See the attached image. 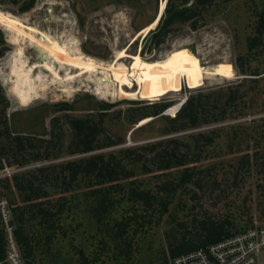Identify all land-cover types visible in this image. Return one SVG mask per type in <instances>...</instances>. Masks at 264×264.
Listing matches in <instances>:
<instances>
[{
    "label": "rangeland",
    "instance_id": "374dc122",
    "mask_svg": "<svg viewBox=\"0 0 264 264\" xmlns=\"http://www.w3.org/2000/svg\"><path fill=\"white\" fill-rule=\"evenodd\" d=\"M162 1L36 0L35 6L27 12L20 10L23 0L18 4L10 0L0 3L3 11L20 16L27 24L39 27L44 32L55 34L53 36L61 41L65 39L69 44L73 42L81 46L84 53L97 57L100 61H112L116 53L126 47L130 53H139L147 60L187 48L199 57L205 67L232 74L228 79H208L204 86L196 89L184 85L176 94L151 100L120 97L103 99L93 92L95 85L81 86L78 82L69 84V88L75 91L66 94L62 91L64 86L53 84L46 92L42 91V97L23 107L10 92L11 83L1 80L0 89L9 102L6 117L11 134L22 133L49 139L55 133L57 141L48 150L52 158L47 160L33 161L36 150L28 148L24 158L31 162L24 166L17 165L11 153H2L0 150V159H3L5 167L21 168L12 174V179L8 178L3 183L14 207L28 203L24 202V195L15 185V175H29L37 168L91 154L71 153L72 129L69 120L72 117L97 118L101 111H107L104 120L106 134L101 137L102 141L107 137L113 141L123 140L120 144L92 153L119 151L170 136L184 138L180 143L183 153L187 148L185 143L191 142L189 134L219 130V137L214 143H208L207 137L200 138L199 147H192L187 157L195 161L193 165L197 167V177L200 178L202 187L195 183L183 184L170 197L168 209L161 218H158L161 207L158 205L149 212L154 217L153 223L134 225L129 254L126 244L114 236L112 223L96 222L89 206L92 202L91 195L88 194L89 188L80 185L72 191L64 192L65 186L60 180L55 181L51 177L42 182L44 189L49 191V196L43 200L50 199L51 204H56L57 201L65 203V208L61 214H56L53 228L44 226L39 217L27 213L26 225L35 236V249L33 256L25 259L26 264L28 261L30 264H83L81 253L90 264H160L165 258H169L170 243L185 235H197L200 231L198 223L205 218L228 219L231 222V232L264 223V77L259 82L247 81L243 84L241 88L245 90L244 98L239 100L236 107L229 108V118L222 122L164 133L172 127L165 116H150V121L141 125L142 127L139 125L140 121H137L145 105L149 103L162 100L174 105L200 91L227 87L239 83L244 77H252L240 72L236 60L239 56L247 55V38L255 33L260 16L264 14V0H220L204 11L206 23L198 29L194 30L190 21L174 22L165 34L148 32L138 36L142 28L156 18ZM165 1L167 4L168 0ZM193 1L190 0L189 4ZM0 50H3V55L0 56V77L7 79L10 78V64L17 46L9 41L7 32L1 26ZM25 54L29 63L45 61L44 53L37 46L27 44ZM131 62L132 59L127 60L128 64ZM245 66L250 70L262 71L264 76V54L248 60ZM39 73L48 81L53 80L51 72L38 68L36 74ZM104 101L110 105L104 106ZM61 102L72 103L74 108L59 110L57 104ZM106 108L108 109L104 110ZM241 111H244L245 116H238ZM165 115L173 116L171 113ZM3 127L1 125L0 129ZM132 129L134 132L129 136ZM4 142L5 138L0 137V147ZM36 146L37 144L34 148ZM47 153L44 148L41 149L43 158ZM149 159L145 160L148 167L155 169ZM180 171L181 168H176L166 173L155 171L146 174L138 168L133 179L142 187L157 189L163 181L177 177ZM114 193L119 198L122 197L119 194H123L122 191ZM62 197L65 198L61 200ZM129 207L128 201L123 200L118 206V212L112 217H118L121 211ZM258 264H264V249L258 254Z\"/></svg>",
    "mask_w": 264,
    "mask_h": 264
},
{
    "label": "trees",
    "instance_id": "16d2710c",
    "mask_svg": "<svg viewBox=\"0 0 264 264\" xmlns=\"http://www.w3.org/2000/svg\"><path fill=\"white\" fill-rule=\"evenodd\" d=\"M18 4L21 0H10ZM220 0H168L165 11L160 18L155 35L165 34L174 22L190 21L191 27L195 30L206 23L204 11L214 6ZM4 0H0L3 3ZM36 0H23L20 6L21 12H27L35 6ZM247 55L239 56L236 64L242 74L252 77H244L237 84L227 87H218L207 91H200L197 95H190L186 98L175 116L165 115L164 112L173 104L170 101H155L145 105L142 113L137 118L140 121L150 116H165L172 127L164 133L181 132L190 129H196L202 125L222 122L229 118V108L237 106L239 100L245 95V90L241 87L247 81L259 82L264 77L260 70H250L245 65L248 60L255 56L264 54V14H261L255 33L247 38ZM3 50H0V56ZM0 137L5 138L1 144L0 150L8 151L14 157V161L19 166H24L31 160L25 159L24 154L28 148L36 150L32 160L38 162L42 159H51L52 154L49 149L56 145L55 133L52 137H33L22 133L11 134L6 117V110L9 105L3 91L0 89ZM110 103L104 101V106ZM59 110H72L74 105L69 102L57 104ZM108 108L104 109L107 110ZM107 111H101L98 117H72L69 125L72 129V141L70 144L71 153H91L78 159H70L61 164H52L46 167H40L29 173V175H15L14 181L18 190L24 195L26 205L14 207V221L16 224L15 235L22 248L25 259L34 254L35 236L27 227V213L31 216H37L41 224L53 228L56 222V214H61L65 208V203L51 204L50 199L43 200L49 196V191L45 190L42 182L53 177L60 180L65 186L64 192L72 191L80 185L89 188L88 194L91 195L92 202L89 203L93 217L98 224L108 222L112 223L114 236L126 244L127 253H130L132 247L131 231L134 225H145L153 223L154 217L150 211L156 206L160 207V215L167 211L169 199L183 185L195 183L201 185L200 178L197 177L198 171L194 160H189L192 147H199L200 138H208V143L212 144L219 137V130L212 129L208 132L199 131L188 135L190 143H185L186 150L181 151L180 143L184 141L181 136H170L159 140L147 142L141 145L126 147L119 151L95 152L104 147L117 145L123 140L113 141L109 137L102 141L101 137L106 134L104 120ZM240 117L245 116L244 111L239 113ZM237 116V117H238ZM4 117V120L2 118ZM142 127V126H140ZM134 132V131H133ZM132 132V133H133ZM264 137V136H263ZM35 142V143H33ZM37 146L34 148V146ZM46 150L47 155L41 156V149ZM146 158H150L155 169H150ZM12 163H9L11 165ZM3 159H0V169L4 168ZM140 168L143 173L161 171L170 172L176 168H181L180 174L171 180H165L159 184L157 189L142 187L135 179L137 169ZM161 173V174H162ZM43 178V180H39ZM199 178V179H198ZM39 180V181H38ZM123 180H131L124 182ZM115 191L122 196L115 195ZM65 198V197H64ZM63 197L61 198L64 199ZM123 198V199H122ZM123 200L130 204L129 208L121 211L119 216L112 217L118 212V206ZM55 208L57 210L55 211ZM231 222L228 219L205 218L198 223L199 232L195 236H184L169 245V258H165L160 264H172V261L183 253L191 252L199 247L217 243L225 237L235 233L230 230ZM240 231V230H239ZM237 232V231H236ZM50 239V236L48 237ZM0 256H5L3 235L0 233ZM83 264H90L87 257L81 253ZM27 264H30L28 261Z\"/></svg>",
    "mask_w": 264,
    "mask_h": 264
},
{
    "label": "bare ground",
    "instance_id": "6f19581e",
    "mask_svg": "<svg viewBox=\"0 0 264 264\" xmlns=\"http://www.w3.org/2000/svg\"><path fill=\"white\" fill-rule=\"evenodd\" d=\"M165 7L166 1L163 0L156 18L142 28L138 36L147 34L157 26ZM25 21L20 16H14L0 8V26L7 32L9 41L17 46L10 64V78L3 79L4 76H1L0 81L11 83L10 92L22 107L42 97V91L53 84L64 86L62 91L66 94L75 91L69 88V84L78 82L81 86L95 85L93 92L103 99L120 97L151 100L176 94L184 85L196 89L204 86L208 79H228L232 75L223 70L205 67L199 57L187 48L174 50L161 58L147 60L139 53H130L126 47L119 50L112 61H100L97 57L84 53L81 46L73 42L69 44L65 39H62V42L53 36L55 34L44 32L43 29L40 30ZM27 44L37 46L44 53L45 61L29 63L25 54ZM128 59H132L129 64ZM38 68L51 72L53 80L48 81L43 74H36ZM179 102L171 105L165 112L174 116L178 111ZM150 119H141L139 125Z\"/></svg>",
    "mask_w": 264,
    "mask_h": 264
},
{
    "label": "built area",
    "instance_id": "2783aa9c",
    "mask_svg": "<svg viewBox=\"0 0 264 264\" xmlns=\"http://www.w3.org/2000/svg\"><path fill=\"white\" fill-rule=\"evenodd\" d=\"M21 168L0 169V233L3 235L5 256L0 264H26L22 248L15 235L14 205L3 183ZM264 249V223L237 231L221 241L199 247L177 256L172 264H258V254Z\"/></svg>",
    "mask_w": 264,
    "mask_h": 264
},
{
    "label": "water",
    "instance_id": "95a60500",
    "mask_svg": "<svg viewBox=\"0 0 264 264\" xmlns=\"http://www.w3.org/2000/svg\"><path fill=\"white\" fill-rule=\"evenodd\" d=\"M162 16V15H161ZM161 16H160V18H161ZM159 21H160V19H159ZM187 98V97H186ZM186 98L185 99H183V100H181V102H179V104H178V106H179V109H180V107L182 106V104L185 102V100H186ZM178 109V110H179ZM134 131V129H132L131 131H130V134H129V136H131V134H132V132Z\"/></svg>",
    "mask_w": 264,
    "mask_h": 264
}]
</instances>
